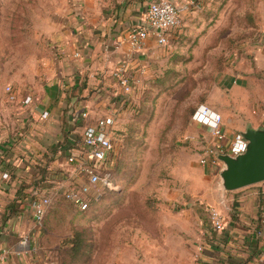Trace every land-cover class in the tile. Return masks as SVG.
Returning <instances> with one entry per match:
<instances>
[{
  "label": "rangeland",
  "instance_id": "obj_1",
  "mask_svg": "<svg viewBox=\"0 0 264 264\" xmlns=\"http://www.w3.org/2000/svg\"><path fill=\"white\" fill-rule=\"evenodd\" d=\"M84 4L0 0V98L9 108L11 136L27 132L23 112L28 107H44L54 34L81 16ZM199 5L197 22L186 28L175 49L148 66L147 74H127L132 89L118 95L120 112L108 113L115 121L116 149L102 174L111 175L112 188H97L86 211L62 195L80 187L70 184L65 172L51 183L53 192H40L51 198L40 230L47 264H199L208 210L214 206L211 192L202 196V184L212 182V166L201 164L212 137L192 121V114L222 100L226 88L218 87L225 73L261 41L264 0H201ZM110 79L109 88L118 84L113 74ZM9 86L15 101L6 91ZM175 191L182 196L171 198ZM261 191L262 184L223 191L225 205H216L230 218L242 209L240 198L261 196ZM76 238L79 245L72 247Z\"/></svg>",
  "mask_w": 264,
  "mask_h": 264
},
{
  "label": "crops",
  "instance_id": "obj_2",
  "mask_svg": "<svg viewBox=\"0 0 264 264\" xmlns=\"http://www.w3.org/2000/svg\"><path fill=\"white\" fill-rule=\"evenodd\" d=\"M109 1L114 5L110 7L105 0H85L84 13L54 34V57L51 69L46 70L50 82L42 98L45 108L32 106L23 112L27 132L10 135L9 108L0 98V264H47L33 202L41 197L40 192H53L51 183L60 172L69 175L70 184L79 177L78 166L69 163L68 157L81 151L78 142L83 126L98 114L120 112L118 95L123 91L118 84L109 88L111 74L122 66L125 74H147L148 66L157 58L163 60L166 51L176 48L186 28L197 22L195 11L186 12L182 26L172 34L171 46L161 47L149 37L142 48L134 49L126 41L127 34L142 23L152 0ZM170 1L179 5L201 2ZM260 40L249 50L251 56L242 55L235 70L225 73L218 87L226 88L225 94L221 101L212 102V108L224 119L228 138L248 126H264V35ZM82 111H88L90 120L75 123L74 117ZM79 126L83 128L76 136L73 129ZM222 168V164L212 166V182L202 184L203 197L212 193L211 207H217L218 202L225 205L226 192L221 190L219 178ZM169 194L173 199L182 196L180 191ZM260 199L258 194L240 198L243 212L238 210L237 215L228 217L221 233L209 223L199 264H264L263 239L257 234L264 204ZM24 240L26 245L22 244Z\"/></svg>",
  "mask_w": 264,
  "mask_h": 264
},
{
  "label": "built area",
  "instance_id": "obj_3",
  "mask_svg": "<svg viewBox=\"0 0 264 264\" xmlns=\"http://www.w3.org/2000/svg\"><path fill=\"white\" fill-rule=\"evenodd\" d=\"M199 8V3L194 1L179 5L170 0H152L142 23L130 29L126 41L132 48L138 49L144 46L149 37H153L159 46L167 48L171 46L173 32L182 26L186 12L196 11ZM124 67L117 69L113 75L122 91L130 93L132 82L125 74ZM6 91L10 100L15 101L17 96L12 88L9 86ZM77 120L88 121L90 114L88 111H83ZM192 121L197 126L204 128L213 138V144L211 141V144L206 148V157L201 161L203 166H219L221 164L218 159L220 155L234 157L246 151L247 142L239 132L228 138L224 129V119L216 109L201 105L192 116ZM114 122L113 117L108 115L96 118L91 123L86 124L78 142L81 147L79 155L68 157L69 163L78 166L79 177L74 179L73 183L79 184L80 187L77 191L68 189L62 195L81 211L89 209L90 197L97 188H112L111 175L109 173L102 174V172L110 163L116 149ZM260 195L264 202V183H262ZM50 204L51 198L46 196L38 197L33 202L35 222L40 229L43 228ZM208 218L215 232L221 233L226 229L228 216L222 208H209ZM257 234L263 239L262 250L264 255V204L259 211ZM22 244L26 245L27 241L24 240Z\"/></svg>",
  "mask_w": 264,
  "mask_h": 264
},
{
  "label": "water",
  "instance_id": "obj_4",
  "mask_svg": "<svg viewBox=\"0 0 264 264\" xmlns=\"http://www.w3.org/2000/svg\"><path fill=\"white\" fill-rule=\"evenodd\" d=\"M240 134L247 142L246 151L234 157H218L223 165L219 173L222 191L234 192L264 183V126H248Z\"/></svg>",
  "mask_w": 264,
  "mask_h": 264
},
{
  "label": "trees",
  "instance_id": "obj_5",
  "mask_svg": "<svg viewBox=\"0 0 264 264\" xmlns=\"http://www.w3.org/2000/svg\"><path fill=\"white\" fill-rule=\"evenodd\" d=\"M196 110L194 111V113L196 112ZM194 113L192 114V116L194 115ZM71 245H72V247H75V246L79 245V239L76 238L75 240H73L72 243H71Z\"/></svg>",
  "mask_w": 264,
  "mask_h": 264
}]
</instances>
